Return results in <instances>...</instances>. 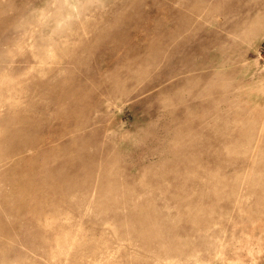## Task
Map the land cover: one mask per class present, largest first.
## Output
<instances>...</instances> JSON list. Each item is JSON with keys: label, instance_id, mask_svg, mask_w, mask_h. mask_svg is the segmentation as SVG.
Returning a JSON list of instances; mask_svg holds the SVG:
<instances>
[{"label": "rangeland", "instance_id": "rangeland-1", "mask_svg": "<svg viewBox=\"0 0 264 264\" xmlns=\"http://www.w3.org/2000/svg\"><path fill=\"white\" fill-rule=\"evenodd\" d=\"M0 264H264V0H0Z\"/></svg>", "mask_w": 264, "mask_h": 264}]
</instances>
